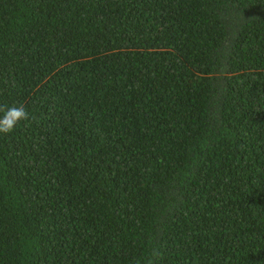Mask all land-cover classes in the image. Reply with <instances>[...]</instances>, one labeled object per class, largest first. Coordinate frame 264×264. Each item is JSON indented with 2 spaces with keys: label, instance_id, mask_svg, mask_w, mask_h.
I'll return each instance as SVG.
<instances>
[{
  "label": "trees",
  "instance_id": "16d2710c",
  "mask_svg": "<svg viewBox=\"0 0 264 264\" xmlns=\"http://www.w3.org/2000/svg\"><path fill=\"white\" fill-rule=\"evenodd\" d=\"M0 264H264V0H0Z\"/></svg>",
  "mask_w": 264,
  "mask_h": 264
},
{
  "label": "clouds",
  "instance_id": "9594fccd",
  "mask_svg": "<svg viewBox=\"0 0 264 264\" xmlns=\"http://www.w3.org/2000/svg\"><path fill=\"white\" fill-rule=\"evenodd\" d=\"M28 112L21 105L9 106L0 112V135L10 134L19 124L28 119Z\"/></svg>",
  "mask_w": 264,
  "mask_h": 264
}]
</instances>
